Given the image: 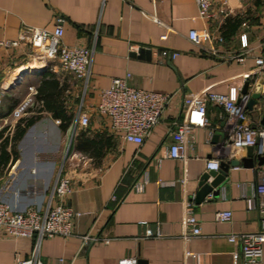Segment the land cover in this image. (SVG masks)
<instances>
[{"label": "crops", "instance_id": "1", "mask_svg": "<svg viewBox=\"0 0 264 264\" xmlns=\"http://www.w3.org/2000/svg\"><path fill=\"white\" fill-rule=\"evenodd\" d=\"M221 4L219 0L211 9L215 17L203 18L197 0H0V39H18L24 26L52 29L61 15L63 43L92 49L86 88L56 60L49 64L72 112L62 127V118L35 111L34 95L46 70L38 71L42 63L30 61L29 43L0 47V123L7 117L13 131L19 118L10 112L28 95L32 106L24 117H36L18 142L17 155L0 170V199L16 210L45 208L61 170L73 184L66 204L79 212L72 235L42 238L39 259L44 264H119L124 258L134 264H264V242L260 258L246 262L240 242L227 238L262 230L264 194L255 187L264 177V163L230 167L218 196L208 194L195 202L206 159H228L224 110L208 104L209 125L196 128L188 156L183 160L168 155L170 122L180 112L183 96L227 93L245 81L251 92L259 77L253 53L243 62L235 55L243 50V35L249 49L264 42V0H224L229 11L222 16ZM228 16H236L239 24L225 39L221 34ZM192 30L200 34L202 46L190 40ZM204 30L208 38L202 37ZM27 62L30 68L21 70ZM114 77L133 87L177 92L141 144L113 134L109 119L95 109L100 90ZM79 111L88 114L85 126L78 122ZM142 180L143 188L135 189L134 183ZM191 197L202 234L185 239L183 202ZM248 197L254 201L252 209L246 206ZM218 210H230L231 219L217 220ZM147 228L155 235L147 236ZM84 235L97 238L83 241ZM32 248V238L2 237L0 264L28 259Z\"/></svg>", "mask_w": 264, "mask_h": 264}, {"label": "built area", "instance_id": "2", "mask_svg": "<svg viewBox=\"0 0 264 264\" xmlns=\"http://www.w3.org/2000/svg\"><path fill=\"white\" fill-rule=\"evenodd\" d=\"M219 0H197L199 14L201 17L212 18V7ZM224 0L219 7V13H228L223 6ZM65 18L57 15L54 19L52 29L35 26H24L18 39H0V47L17 46L21 41L29 43L30 61L42 63L38 71L51 70L50 62L57 61L59 66L74 74L82 80L86 88L90 77V63L92 49L90 47L73 44L67 45L62 41L63 24ZM202 37L208 38L209 32L204 30ZM165 36V35H163ZM189 38L195 44L201 45L202 39L198 32H189ZM219 41L222 37L217 38ZM202 46V45H201ZM211 54H217L213 48L206 47ZM253 56L258 76L264 74V42L249 49L246 37L243 35V50L235 57L239 62L251 55ZM26 66H29L28 62ZM26 66H20L21 70H27ZM34 88H32V91ZM177 92L162 93L146 90L139 87L129 86L125 79L114 77L107 88L99 92V100L96 104V111L109 119V128L113 134L121 137L124 141L141 144L152 132L154 126L159 122L163 113L173 102ZM250 92H241V88L232 87L227 93L205 92L201 94L190 93L183 96L180 112L175 114L170 122L173 141L168 145V155L176 159H185L188 151L193 149L195 144V130L199 127L209 125L207 116V105L214 104L222 108L226 117L227 138L223 146L228 148L227 156L229 161L237 158L247 146H252L257 154L264 153V128L258 120L263 112L262 104H254L253 108H247ZM261 100L264 101V83L261 92ZM32 103L31 96H27L19 102L10 112V117L20 118L28 111L27 107ZM182 110L184 113H182ZM5 117L0 124L8 121ZM78 122L85 126L88 121V114L80 112ZM7 125V124H6ZM11 129V127H10ZM9 131L11 132V130ZM212 132L208 131V140ZM221 160L208 158L205 161V170L217 169ZM184 182V179H181ZM145 180L136 181L133 187L137 190L143 188ZM73 184L71 177L63 174L61 170L56 175L55 182L49 193V200L45 208L29 206L24 210H16L10 204L0 200V239L8 237H28L33 239L31 257L22 259L17 257L16 264H44L39 259V247L42 238L54 236L67 237L73 234V219L79 212L66 204L65 198L71 194ZM256 192L264 194V177L255 187ZM209 196H211L209 194ZM248 209L254 208V201L251 197L246 198ZM184 219L182 237L190 239L202 234L200 222L194 212L193 197L183 202ZM262 230L257 232L231 233L227 236L230 241H238L241 245V252L246 262H255L261 256V244L264 242V206L260 208ZM216 219L220 221L230 220V210H218L215 213ZM147 236L155 235L150 229H146ZM97 237L84 235L83 241L96 239ZM188 254V252L186 253ZM237 257V254H234ZM119 264H134L133 259H121Z\"/></svg>", "mask_w": 264, "mask_h": 264}, {"label": "trees", "instance_id": "3", "mask_svg": "<svg viewBox=\"0 0 264 264\" xmlns=\"http://www.w3.org/2000/svg\"><path fill=\"white\" fill-rule=\"evenodd\" d=\"M238 24L239 19L236 16H228L225 32L223 34L222 31L221 34L222 37L228 39L238 27ZM34 102L38 103L34 106L35 111H46L53 117L62 118V127H66L69 123L72 112L66 108L64 98H62V88L51 70H46L42 74L40 84L34 95ZM35 119V115L23 116L17 120L13 131L10 133L4 134V130L0 131V170L5 168L11 156L14 158L17 155V144Z\"/></svg>", "mask_w": 264, "mask_h": 264}, {"label": "water", "instance_id": "4", "mask_svg": "<svg viewBox=\"0 0 264 264\" xmlns=\"http://www.w3.org/2000/svg\"><path fill=\"white\" fill-rule=\"evenodd\" d=\"M142 52V49H139ZM264 74L260 75L257 79L256 84L250 92V98L247 102V108L251 110L254 104H262L263 112L259 117V124L264 128V101L261 100V92L263 89ZM248 81H245L241 92L245 93L248 91ZM217 134L213 135V141H215ZM242 157L240 159L234 158L229 161L221 160L217 169H210L205 171L199 179V190L195 196V202L200 203L208 194L212 197H216L219 194V189L225 182L230 167L243 164L245 167L253 166L256 162L257 165L264 163V153L257 154L254 152L252 146H247L242 150Z\"/></svg>", "mask_w": 264, "mask_h": 264}, {"label": "rangeland", "instance_id": "5", "mask_svg": "<svg viewBox=\"0 0 264 264\" xmlns=\"http://www.w3.org/2000/svg\"><path fill=\"white\" fill-rule=\"evenodd\" d=\"M25 68H28V69H29L30 66H26ZM24 99H25V98H24ZM31 106H32V103L28 105V107H27V111H29V109H30ZM0 124H2V123H0ZM6 124H7V125H6ZM6 124H3V127L0 129V131H1V130H4V134H6V133H10V131H9V129H10L9 121H7ZM0 200H1V199H0ZM1 201L6 202V201H4V200H1ZM6 203H7V202H6Z\"/></svg>", "mask_w": 264, "mask_h": 264}]
</instances>
